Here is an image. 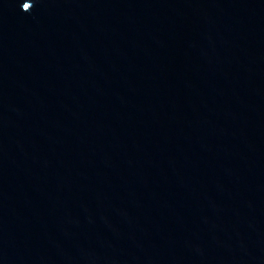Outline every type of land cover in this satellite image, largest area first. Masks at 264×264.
Returning a JSON list of instances; mask_svg holds the SVG:
<instances>
[{"label":"water","instance_id":"1","mask_svg":"<svg viewBox=\"0 0 264 264\" xmlns=\"http://www.w3.org/2000/svg\"><path fill=\"white\" fill-rule=\"evenodd\" d=\"M0 264H264V0H0Z\"/></svg>","mask_w":264,"mask_h":264}]
</instances>
